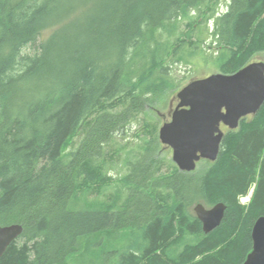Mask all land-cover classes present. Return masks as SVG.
<instances>
[{"label":"trees","instance_id":"1","mask_svg":"<svg viewBox=\"0 0 264 264\" xmlns=\"http://www.w3.org/2000/svg\"><path fill=\"white\" fill-rule=\"evenodd\" d=\"M221 1L0 0V224L23 226L0 264H70L91 245L94 264H243L264 215V104L192 172L160 154L146 122L120 186L100 205L78 202L110 184L116 139L163 95L158 33L192 10L215 16ZM226 2L214 32L231 74L264 51V0ZM193 40L177 36L175 50ZM219 202L223 220L206 233L193 207Z\"/></svg>","mask_w":264,"mask_h":264},{"label":"water","instance_id":"2","mask_svg":"<svg viewBox=\"0 0 264 264\" xmlns=\"http://www.w3.org/2000/svg\"><path fill=\"white\" fill-rule=\"evenodd\" d=\"M178 105L159 131L160 141L172 148L173 160L181 171L192 172L202 159L216 161L225 131L222 123L235 130L243 118L255 115L264 104V61L250 62L235 73H214L192 80L177 94ZM226 204L207 208L195 206L203 230L218 227ZM23 232L20 224H0V258ZM253 248L243 264H264V215L252 229Z\"/></svg>","mask_w":264,"mask_h":264},{"label":"rangeland","instance_id":"3","mask_svg":"<svg viewBox=\"0 0 264 264\" xmlns=\"http://www.w3.org/2000/svg\"><path fill=\"white\" fill-rule=\"evenodd\" d=\"M226 1L227 0L221 1L218 5H216V15L223 13L226 10L228 5ZM198 14L197 10H192L189 18H181V22L178 23L179 28L174 34H170L168 31H160L158 33L157 37L160 44L156 51H160L159 59H161L162 63L159 66L164 65L169 69V73H167V83L163 88V95L161 94V97L148 107L146 113L140 114L138 120L130 125V128L127 133L123 135V137L121 136L116 139V143L114 145L116 150L115 161L113 164L114 167L109 171V175L112 177L110 184L102 187L100 192H90L87 190L82 191L78 202L81 200V203L86 202L87 205L91 206L97 204L100 205L104 202L103 200L106 199L110 193L114 192L117 186H120V178L128 170L127 164H125L127 157L131 156L134 158L133 154H138L140 152L137 148L138 144L141 142V137H143L145 132L148 131V128L145 126L146 122H149L151 126H158L159 136L161 127L165 122L170 121L169 112L171 110L170 107L172 103L173 107L175 103L174 108L178 105V92L192 80L204 78L211 74L221 72L220 60L218 58L221 49L217 47L216 35L214 32V18L216 15L212 17V13H209L199 18ZM191 22L193 26L188 27V24ZM45 34H47V32H45ZM189 35L194 38L193 42L196 41V44L191 45V42L188 41L179 49L175 50L179 43L176 42V37L179 36V38L186 39ZM254 61H264V51L255 54L250 62ZM250 117L251 115H249L246 119H249ZM78 143L79 138L76 139V145H78ZM161 144L163 151L160 154H162L165 159L169 158L174 162L172 148L164 145L162 142ZM205 161L206 160L200 161L197 165V169L202 168ZM175 165L178 167L176 163ZM253 192L254 187L251 188L247 194L241 195L239 198L240 203L248 206L253 197ZM196 205L193 207V212H195ZM200 222L202 223L201 220ZM101 236L102 235L93 237V243L96 242L98 238H102ZM103 239H106L105 236H103ZM103 241L105 242L106 240ZM86 246L87 242L86 244L84 242L83 249H85ZM92 246L93 245L90 247V250L92 251L89 253L84 252L73 255L72 258H70V264L96 263L97 254L93 250L98 249V247L95 245L94 247Z\"/></svg>","mask_w":264,"mask_h":264},{"label":"flooded vegetation","instance_id":"4","mask_svg":"<svg viewBox=\"0 0 264 264\" xmlns=\"http://www.w3.org/2000/svg\"><path fill=\"white\" fill-rule=\"evenodd\" d=\"M174 107H175V103H174ZM174 107H173V103H172V105H171V107H170L171 110H170V112H169V117H170L169 119H171V114H172V112H173L174 109H175ZM222 127H223L224 129L227 128L226 125H223Z\"/></svg>","mask_w":264,"mask_h":264}]
</instances>
